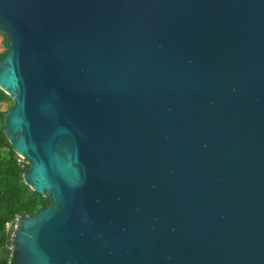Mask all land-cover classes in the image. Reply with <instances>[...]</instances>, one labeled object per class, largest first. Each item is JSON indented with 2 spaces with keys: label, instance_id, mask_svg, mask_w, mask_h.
Here are the masks:
<instances>
[{
  "label": "water",
  "instance_id": "obj_1",
  "mask_svg": "<svg viewBox=\"0 0 264 264\" xmlns=\"http://www.w3.org/2000/svg\"><path fill=\"white\" fill-rule=\"evenodd\" d=\"M0 33L47 202L13 264H264V0H0Z\"/></svg>",
  "mask_w": 264,
  "mask_h": 264
},
{
  "label": "trees",
  "instance_id": "obj_2",
  "mask_svg": "<svg viewBox=\"0 0 264 264\" xmlns=\"http://www.w3.org/2000/svg\"><path fill=\"white\" fill-rule=\"evenodd\" d=\"M4 42L3 38V45ZM3 51L4 49L0 51V55ZM3 101H9L8 109L11 105L10 98L0 90V102ZM6 110H0V264H13L9 246L14 218L18 215H30L47 205V202L22 180V173L27 170L28 164L16 161L17 156L2 132V117ZM6 223L10 224L7 229Z\"/></svg>",
  "mask_w": 264,
  "mask_h": 264
},
{
  "label": "rangeland",
  "instance_id": "obj_3",
  "mask_svg": "<svg viewBox=\"0 0 264 264\" xmlns=\"http://www.w3.org/2000/svg\"><path fill=\"white\" fill-rule=\"evenodd\" d=\"M3 49H4V45L2 44L1 33H0V51H2ZM8 105H9V101L0 102V110H6Z\"/></svg>",
  "mask_w": 264,
  "mask_h": 264
},
{
  "label": "built area",
  "instance_id": "obj_4",
  "mask_svg": "<svg viewBox=\"0 0 264 264\" xmlns=\"http://www.w3.org/2000/svg\"><path fill=\"white\" fill-rule=\"evenodd\" d=\"M17 156V155H16ZM16 161L17 162H20V163H22V164H24V163H26L27 161L26 160H24L22 157H19V156H17V158H16ZM16 218V217H15ZM15 218H14V220H15ZM9 223H6L5 224V228L7 229L8 227H9ZM14 225V222H13V224H12V226ZM9 248H10V246H9Z\"/></svg>",
  "mask_w": 264,
  "mask_h": 264
},
{
  "label": "flooded vegetation",
  "instance_id": "obj_5",
  "mask_svg": "<svg viewBox=\"0 0 264 264\" xmlns=\"http://www.w3.org/2000/svg\"><path fill=\"white\" fill-rule=\"evenodd\" d=\"M3 38H4V37L1 35V41L3 40Z\"/></svg>",
  "mask_w": 264,
  "mask_h": 264
}]
</instances>
